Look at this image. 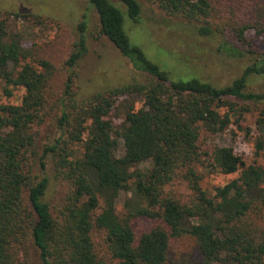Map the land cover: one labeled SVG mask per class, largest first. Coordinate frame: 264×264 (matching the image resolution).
I'll list each match as a JSON object with an SVG mask.
<instances>
[{
  "label": "trees",
  "instance_id": "obj_1",
  "mask_svg": "<svg viewBox=\"0 0 264 264\" xmlns=\"http://www.w3.org/2000/svg\"><path fill=\"white\" fill-rule=\"evenodd\" d=\"M87 1L102 35L149 82L79 104L70 76L65 97L53 100V66L25 57L19 36L0 15V80L6 95L25 90L21 104H0V264H35L32 253L38 264H264V231L247 219L256 202L264 206V167L246 166L231 147L210 154L199 145L203 131H226L250 105L260 108L264 136V92L251 88L254 77L264 76V52L246 37L251 30L264 36V0H150L190 23L197 37L215 40L218 53L248 58L242 75L224 87L199 77L176 80L131 44L125 14L140 22L138 0ZM87 27L85 20L78 26L70 68L86 54ZM128 94L141 96L144 107L130 109L115 129L107 117ZM49 110H57L55 133L39 153L37 129ZM49 166L68 187L55 212L48 202ZM210 168L241 175L211 193L202 186ZM176 180L187 184L186 200L167 191ZM142 219L153 225L139 231ZM181 238L195 242L196 258L172 260V244Z\"/></svg>",
  "mask_w": 264,
  "mask_h": 264
},
{
  "label": "rangeland",
  "instance_id": "obj_2",
  "mask_svg": "<svg viewBox=\"0 0 264 264\" xmlns=\"http://www.w3.org/2000/svg\"><path fill=\"white\" fill-rule=\"evenodd\" d=\"M138 1L142 6L140 22L133 23L125 14V30L130 42L142 49L152 63L170 72L174 79L199 77L224 87L242 75L249 64L248 58H231L218 53L217 42L197 37L190 23L167 15L150 0ZM0 13L1 18L8 21L9 30L19 36L25 57L29 55L30 61L42 58L53 66L49 93L53 100L65 97V84L70 76L73 79L72 92L79 104L90 101L97 94L108 95L114 90L149 82V76L135 70L129 59L102 35L98 17L87 0H0ZM17 14L21 16L17 17ZM83 20L88 26L86 54L75 67L70 68L67 62L75 50L73 44L80 34L78 26ZM246 37L254 49L264 52V36H258L251 30ZM251 85L253 91L264 92V76L254 77ZM4 88L5 83L0 80V104H21L25 94L23 88H11L10 96L5 94ZM143 107L144 100L141 96L122 95L117 98L107 119L115 129H119L130 109L138 111ZM250 108L243 116L239 113L233 116V123L222 133L211 134L203 131L199 142L201 151L211 154L217 147H231L246 166L264 167V136L259 133L257 126L260 108L255 105H250ZM56 115L57 110H49L46 122L37 129L39 153H42L49 138L54 137ZM120 143L119 154L122 155L123 142ZM259 143H262V149H259ZM75 148L79 153L82 152L81 145ZM140 168L143 169V166ZM209 170L211 172L205 174L202 186L211 193L241 175V171L225 175L213 168ZM34 172L41 175L37 167ZM48 174L51 176L48 202L55 212L62 204L68 187L52 176L50 166ZM167 191L183 200L190 195L187 184L181 180H176L167 187ZM126 197V194L122 195L118 204L119 210L123 208ZM247 219L264 231V206L256 202ZM152 225L151 221L142 219L136 222V229L143 231ZM99 239L96 236V240ZM171 255L173 261L196 258V244L190 238L178 239L172 244ZM31 260L38 264L34 253Z\"/></svg>",
  "mask_w": 264,
  "mask_h": 264
}]
</instances>
